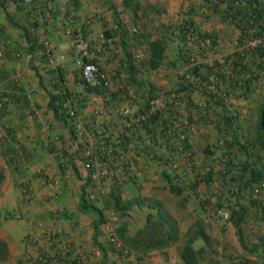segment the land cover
<instances>
[{
  "label": "crops",
  "instance_id": "0c3cea01",
  "mask_svg": "<svg viewBox=\"0 0 264 264\" xmlns=\"http://www.w3.org/2000/svg\"><path fill=\"white\" fill-rule=\"evenodd\" d=\"M37 1L38 7L27 6L24 0H0V47L6 49L0 66V81L5 85L0 94V239L10 252L0 264H50L61 257L65 245L70 247L66 264L74 260L128 264L105 230L110 211L117 214V234L120 229L124 232V239L118 234L120 246L134 251L138 264H184L182 254L191 239L194 250H204L199 264H243L245 256L248 263L255 261L253 253L242 246L233 221L220 229L223 225L214 217L219 199L231 196L223 194L218 182L219 166L213 168L217 177L213 182L199 177L221 156L219 121L231 110L245 109L240 102L246 99L244 90L234 88L227 76L221 77L225 74L222 65L237 55L241 41L227 5L213 8L209 0ZM40 15L46 19L35 22ZM186 23L217 39L211 55L197 58V71L214 89L185 78L197 73L188 56L195 44L179 32ZM165 25V31L160 29ZM135 28L137 35L132 33ZM75 32L82 34L90 49L102 48L95 63L111 79L104 94L89 92L84 83L71 47ZM110 38L112 43L107 41ZM159 39L168 41L164 63L157 70L142 68L150 55L148 43ZM45 42L54 48L52 61ZM131 62L138 69L135 80L142 84L140 89L134 87L137 99L130 104L135 118L154 97L180 92L183 121L194 128L185 146L193 159L187 161L159 143V130L168 125L166 120L152 130L137 123L123 137L122 148L136 158L143 175L128 178L127 169L115 162L110 178L97 187L80 158L87 137L70 132L67 122L53 110L51 95L67 93L66 111L76 110L86 129L106 122L117 126L119 110L128 104L121 77L133 78L128 71ZM252 71L256 73V68L247 60L246 69L238 75L241 78ZM218 98L225 99L226 106L215 104ZM62 158L67 167L61 166ZM96 191L98 199L91 200ZM113 192L123 202H139L132 203L122 216L109 204ZM84 196L102 210V224L97 226L98 214L81 211ZM145 230L153 238L164 239V245L147 251L143 250L147 243L135 248L138 235Z\"/></svg>",
  "mask_w": 264,
  "mask_h": 264
},
{
  "label": "built area",
  "instance_id": "2783aa9c",
  "mask_svg": "<svg viewBox=\"0 0 264 264\" xmlns=\"http://www.w3.org/2000/svg\"><path fill=\"white\" fill-rule=\"evenodd\" d=\"M241 2L243 1L209 0L211 7L217 5L219 7L222 5H227L229 9L232 8V13H235L238 10L237 7L239 8L241 6ZM24 3L27 6L34 5L38 7L39 2H35V0H24ZM45 17L46 16L44 15H40L38 18H35V22H43L44 19H46ZM89 21L94 22L95 19L90 18ZM234 26L236 27L235 23ZM242 29H245L244 33L242 32ZM238 30L241 35L238 54H240L243 58H250V56H252V52H254L256 49H264V33L260 36H254L253 27L250 25L247 26V24L246 26L243 25L241 30ZM132 33L137 35L139 31L137 28H135L132 30ZM197 37L198 34L196 32L191 31L187 33V38L189 41L195 44L193 47L194 52L190 55L188 54V56L191 60V69L197 73L193 75L189 74L185 78L187 81L196 86L205 87L209 90L214 89L213 84H211L210 81L204 80L197 71V58H206L211 55L212 51L214 50V46L210 39L200 40L197 42ZM107 41L112 43L113 39L110 38ZM45 47L47 48V55L52 61V58L54 57V48L50 42H45ZM71 47L78 56L77 65L80 69V73L86 87L91 89L108 90L111 87V79L109 75L101 70L95 63V60L98 59L99 54L102 52V48L99 47L97 49H90L89 46L85 44L83 36L80 32L74 33ZM5 51L6 49L0 47V66L5 61ZM136 59H140L139 54L136 55ZM235 59L236 58H233L232 60H229L225 63L224 72L226 73V76L230 82H233L234 80L236 83L237 79L239 78H237L236 75L239 72H242L243 68L237 67V69H235ZM252 78L253 71L247 76L243 75L242 77L244 80H251ZM121 82L125 86L124 89L127 93L128 104L123 109L119 110L121 117L119 125L114 126L111 122H106L103 125L100 124L97 128H92L91 126L89 129H86L78 120V112L76 110L68 111L66 114V120L68 122L67 125L69 129H74L73 131L75 132V136L87 137V140L82 148L83 150H81L80 158L84 162V167L88 172L91 183L97 187L101 186L103 181L110 178L112 175V165L115 162H120L127 169L128 174L126 177L128 178L140 177L143 175L142 170L137 168L136 158L132 155L129 156L122 148L123 137L127 135L128 131L131 130L137 123L143 124V126L149 130H152L158 125L159 122L163 123V120H166L168 125L165 127H160L159 130V143L163 145L164 148L168 147L170 149H174L178 153L184 155L187 161L193 159V154L185 149L188 140V134L191 130L193 131L194 128H190V125L183 121L181 114L184 102L182 94L176 91L163 93L157 97H154L149 103V108L145 109L144 112L140 114L139 118H135L130 104L137 99L136 89L127 85V78L125 75H122ZM239 85H241V80H239ZM4 86V83L0 81V94L4 92ZM228 116H231L232 120L235 121L236 118L240 117V114L238 110H233V112L231 114L229 113ZM156 117H158V119L156 120V123H154ZM115 151L118 153L116 156L114 154ZM61 166H68L64 158L61 159ZM176 167L177 166H175V168ZM210 170L211 169L208 168L206 172H209ZM199 177L201 179V176ZM260 191V187H257L255 192L259 193ZM218 192L219 190H216L217 194ZM97 194L98 191L94 192L90 196V199H98ZM214 217L216 222L222 225L230 220L231 213L227 209L217 208V210L214 212ZM116 221L117 214L114 211H110L105 223V230L109 236L110 242L120 248L127 259L128 264H138V260L134 254V251H132L130 248L120 246L117 229L114 226ZM63 250L64 251L61 253V257H56L50 264H66V254L70 250V247L65 245L63 246ZM78 264L85 263L80 261ZM255 264L261 263L258 261L255 262Z\"/></svg>",
  "mask_w": 264,
  "mask_h": 264
},
{
  "label": "trees",
  "instance_id": "16d2710c",
  "mask_svg": "<svg viewBox=\"0 0 264 264\" xmlns=\"http://www.w3.org/2000/svg\"><path fill=\"white\" fill-rule=\"evenodd\" d=\"M129 1V0H127ZM241 6L238 8L235 13H232L230 8V17L232 19V22L236 24V27L241 30V27L244 25L247 26L250 25L253 27V34L254 36H260L264 33V0H242ZM213 8L219 7L212 6ZM236 21V22H235ZM240 24H239V23ZM252 23V24H251ZM242 24V26H241ZM248 30V29H247ZM252 30V29H251ZM196 32L198 34L197 42L200 40H206L210 39L212 41L213 46L217 44V39L214 35L205 33L200 34L196 31V29L193 27V25L186 23L182 28H180L179 32L187 37L188 32ZM245 29H242V32L244 33ZM26 36L28 39H30V34L28 30H26ZM137 40L141 41V38H138ZM241 40V39H240ZM167 39H159L156 41H152L148 43V49L150 52L149 57L141 63L142 68H146L148 70H157L159 69L162 64L164 63L166 59V54L168 50V44ZM183 53V51H182ZM187 56V53H186ZM236 58L234 61V67L237 69V67H242L243 70L246 69L247 60L251 64V66L256 68V73L253 72V79L250 81H246L240 78L237 74V81L233 80L232 84L234 88H241L244 90L245 98H248L249 94L253 93L256 87V83L260 81V79L264 78V49L259 48L254 50L252 52V59L243 58L240 54L237 53L235 55ZM222 65V64H221ZM225 67V64L222 65ZM128 71L132 75V79L127 81V85L130 87H137V89H140L142 87V84L137 82L135 80L136 73L138 72L137 67L134 65L133 62L129 64ZM226 74V73H225ZM221 74V77L225 78L226 75ZM222 79V78H221ZM226 79V78H225ZM239 80H241V85H239ZM89 92H104L100 89H91L87 88ZM104 94V93H103ZM67 101V93L64 91H61V94L57 95H51V106L53 110L57 113V116L63 118L66 122V114L67 111L64 107L65 103ZM215 104L218 106H226L225 99H216ZM264 109V101L261 103L259 107V116H261V112ZM233 110L229 111L228 114L224 118H222L221 121H219L220 125V144L219 149L221 150V157L217 158V165H219V173L218 178H220V184L222 185L221 189L223 190V194L227 189H229V192H232L234 196L237 198L239 204H237L238 208H233L232 211V217L231 221H233L234 226L237 228V236L242 244V246L246 248L245 241L243 238V223L247 217L248 214V208L244 205H241V197L243 193L246 190H251L254 193V185L257 184L260 181L264 180V174L260 168L256 166V160H254V148L258 146L260 149L264 150V133L260 126V121L258 123V137L254 138L252 142L250 141H241V134H240V117L236 118L235 121L232 120L231 116L229 117V113L231 114ZM240 114V113H239ZM158 117L155 118L154 123H156V120ZM68 124V122H67ZM158 126L154 127L153 129H156ZM73 128H70V132L75 136V132L73 131ZM243 157V160L240 162L238 161L240 158ZM261 155L258 154L257 158L259 160L261 159ZM214 165L210 168L211 170L209 172H205L201 175V180L210 183L213 182L217 177L214 174ZM195 184H198L197 182H194ZM173 191L177 192L178 194L182 193V189L173 187ZM109 204L110 206L116 211L121 213L123 216L126 211L130 208L132 203L139 202V200H135L133 202H123L121 197L119 195H116L115 192H113L109 198ZM254 206L261 208L262 213L264 214V207H261V203L254 202ZM81 211L82 212H94L100 216V220L97 223V226L99 224H102L104 222L103 219V213L102 210L94 206L88 199L83 197V203L81 204ZM152 218L149 219L151 221ZM263 221H264V215H263ZM150 231L145 230L141 234L138 235L137 240L134 243V247L139 249L142 248L141 244L147 243L146 247H143V250L147 251L150 249H153L158 246L164 245V239L162 238H153V236L149 233ZM119 236L124 239V232L122 229L119 230ZM194 239H191L189 243L184 248L183 254H182V260L184 264H199L200 256L203 253V249L194 250L192 247V244L194 243ZM57 246V244H54V246ZM9 247L7 243L0 239V259L6 260L9 257ZM256 262H258L256 260ZM264 262V261H263ZM261 262V264H264ZM79 262L73 261L72 264H78ZM250 263V262H249ZM251 264H255V262H251Z\"/></svg>",
  "mask_w": 264,
  "mask_h": 264
},
{
  "label": "rangeland",
  "instance_id": "374dc122",
  "mask_svg": "<svg viewBox=\"0 0 264 264\" xmlns=\"http://www.w3.org/2000/svg\"><path fill=\"white\" fill-rule=\"evenodd\" d=\"M165 27H167V25H165L164 27H161L160 29H163L165 31L166 30ZM163 35L164 37H167V35L164 32H163ZM256 84L257 85L255 87L254 92L249 94L248 98L240 100V102H242L241 106L245 107L244 110H242L241 112L239 111L240 113L239 130H240V134L242 137L241 138L242 142H245V141L252 142L254 138L258 137V134H259L258 123L259 121L261 122V119L259 116L260 115L259 107L261 103L264 101V78L260 79V81ZM241 97H243V94L241 95ZM254 149L255 150L253 153L255 155L253 158L257 162L256 166L260 168L264 174V150L260 149L258 146H256ZM258 154L262 156L260 160L259 158H257ZM220 157L221 156L219 155V158ZM241 160H243V157L240 158L238 161L240 162ZM212 165L217 166V167L219 166L217 165L216 160L212 163ZM257 187H260L261 189L259 193L255 192ZM254 188H255L254 193L251 190H246L241 197V204L248 208V214L243 223V238H244L245 245L248 251L254 254V255L253 254L250 255V256H254L255 261L253 262H256L257 260L261 263L264 261V221H263L264 214L262 213L263 211H261V208L254 206V202L261 203L262 205L261 207H264V180L255 184ZM226 191L225 193L227 194L230 193L231 196L229 197L228 195L222 196L225 198L221 197V199H219L218 208L232 210L239 203H237L238 200L234 196L233 193L229 191L226 192ZM224 225L225 224H223L222 228L220 229H223L225 227ZM221 231L225 233V230H221ZM245 257L242 258L241 262L243 264H251V263H248V261L250 260Z\"/></svg>",
  "mask_w": 264,
  "mask_h": 264
},
{
  "label": "water",
  "instance_id": "95a60500",
  "mask_svg": "<svg viewBox=\"0 0 264 264\" xmlns=\"http://www.w3.org/2000/svg\"><path fill=\"white\" fill-rule=\"evenodd\" d=\"M260 119H261L260 126H261L263 133H264V109L261 112Z\"/></svg>",
  "mask_w": 264,
  "mask_h": 264
},
{
  "label": "clouds",
  "instance_id": "9594fccd",
  "mask_svg": "<svg viewBox=\"0 0 264 264\" xmlns=\"http://www.w3.org/2000/svg\"><path fill=\"white\" fill-rule=\"evenodd\" d=\"M229 211H230V213H231V217H232V211H231V210H229ZM229 221H231V218H230V220H229ZM229 221H228V222H229ZM226 223H227V222H226ZM224 224H225V223H224ZM222 225H223V224H222Z\"/></svg>",
  "mask_w": 264,
  "mask_h": 264
}]
</instances>
